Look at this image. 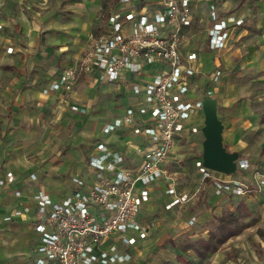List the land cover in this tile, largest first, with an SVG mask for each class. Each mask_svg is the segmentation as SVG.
Segmentation results:
<instances>
[{
	"label": "crops",
	"instance_id": "obj_1",
	"mask_svg": "<svg viewBox=\"0 0 264 264\" xmlns=\"http://www.w3.org/2000/svg\"><path fill=\"white\" fill-rule=\"evenodd\" d=\"M113 1L114 3L111 4L106 0L73 1L72 18L69 20L73 22H70L71 26L68 27V21L48 16L49 13L43 16L27 15L20 11L16 4L13 6L10 0H0V23L2 24L0 29V106L3 104V98L9 101L7 118H2L0 121V139L6 133L12 119L17 120L20 117L27 122L31 118L29 113L33 107L41 106L54 113L53 117L51 116L54 120L61 116L62 124L67 123L68 117H74L77 120V126L81 128L79 134L72 140L68 139L66 143L70 142L72 146L76 141H82L87 146L91 145L84 156L83 153H75L74 159L70 160L65 153L62 155L63 160L56 161L58 156L51 158V161L41 169L28 167L20 157L13 158L8 155L3 158L0 155V175L6 171H13L17 177L10 187H0V264H36L37 254L33 249L38 244L39 235L33 228L30 215L16 217L9 221L4 220V216L8 215L11 209L21 201H27L33 207V199L29 196L39 186H42L53 199H60L75 189L76 185L71 181L72 176L79 175L87 181L91 180L93 169L88 165L87 159L93 153L97 142L102 141L112 151L121 154L129 168L137 167L142 161V147L147 143L145 135L134 132L132 126L122 125L110 132H104L103 126L115 117L131 112L142 103L145 104L143 93H135L133 84L143 85L148 77L147 74L152 73L154 67L144 66L145 72L140 76L122 72L120 79L114 82L99 80L97 72L91 70L80 75L70 92L65 93L50 88L51 82L56 79L62 69L73 64L85 49L77 53L80 42L74 39L75 47L72 53L71 49L67 48L58 51L55 56L52 50L53 43L44 39L45 28L59 33L74 29L77 34L82 33L87 36L90 26L96 22L92 23L93 17L106 10L102 24H99V33H97L100 34L107 30V16L112 11L123 8V5L124 8L142 10L147 13H153L160 7V0H129L124 4L122 0ZM211 1H193L192 15L199 16L203 24L199 29H195L193 27L195 19L194 21L192 19L191 24L183 31L184 50H195L199 56L200 71L191 79L195 94L197 93L194 97H200L201 91L206 92L210 88L206 75L219 66L220 60L216 54L228 46L232 36L231 33L225 47L217 50L209 48L206 29L212 24L209 9ZM219 1L216 9L219 16L232 14L236 18H243L244 23L248 12L245 6L247 0H237L233 5L228 0ZM85 7L87 9H84ZM195 33L200 34L199 48L193 47L188 42V36H194ZM57 42L62 43V40L58 38ZM66 45L63 44L60 48H65ZM7 46H12L14 50L10 53L6 52ZM254 51L252 66L248 71L251 74L249 78L251 93L248 92V88H245L243 77H239L244 73L228 76L225 72L223 77L221 76L220 83L213 87L211 93L216 101L217 116L223 124L224 147L229 151L238 152L241 157L239 160H247L248 165L239 167L240 171H251L249 183L233 176V173H224V177L240 181L246 186V191L242 194L226 191L217 195L211 181L206 178L212 188L209 189L210 193L202 197L200 201L199 198L193 199L195 191L190 192V187L175 184L177 171L174 168L183 166L181 161L184 155L180 151L181 143L195 135L185 130L184 134L177 139L166 161L162 163L167 168L168 175L156 179L149 185L148 200L142 204L137 215V219L147 226V234L144 237L138 236L133 245L118 243L121 245L118 249L122 263L140 264L141 261L136 259L142 257L143 247L146 249L153 243L156 247L169 240L170 250L162 249V246L160 248L162 252H170L174 255L176 261L166 259L162 264H177L176 262L178 264H227L231 260L227 255V248L233 246L237 247V259L241 260V264H264V184H257L259 175L264 174L260 173L256 167L257 163L264 159V154H261V148L264 145V43L257 46ZM70 105H77L80 112L72 111L69 108ZM201 118V113L195 114L192 121L199 124ZM97 123L99 125L96 130ZM72 150L70 148L67 151L71 154ZM53 152L61 153V151ZM2 158L5 163L1 162ZM190 161L191 159L187 162ZM52 166L58 168L61 175V179L55 178L54 182H52L54 179L48 180ZM42 169L47 171L45 172L46 180L43 178ZM237 170L234 173H238L239 170ZM194 172L197 173L192 169V174ZM31 173H35L38 179L31 181L29 179ZM67 173L69 176L66 178ZM200 177L203 180L201 173ZM15 188L23 191L22 200L15 196ZM184 194L189 196V200L166 207L172 199ZM148 210L150 213H147ZM221 213L230 215L220 218ZM191 218L194 219L192 223H189ZM216 219L219 222L217 228L223 233L218 234L216 229L214 230L213 223ZM11 223L17 224V228L22 229L20 236L15 235L13 230H9ZM220 234H222L221 237H219ZM132 235L135 234L132 233ZM212 237L219 238L216 239L217 244L212 242ZM114 239L115 236L109 237L105 244L114 242ZM220 239L224 241L219 244ZM214 246L216 248H213Z\"/></svg>",
	"mask_w": 264,
	"mask_h": 264
},
{
	"label": "built area",
	"instance_id": "obj_2",
	"mask_svg": "<svg viewBox=\"0 0 264 264\" xmlns=\"http://www.w3.org/2000/svg\"><path fill=\"white\" fill-rule=\"evenodd\" d=\"M193 1L160 0V7L153 13L124 8V5L112 11L106 18L107 30L94 37L76 61L64 67L51 82V89L66 93L87 71H96L101 81L114 82L122 72L140 76L145 72L144 66L155 68L147 74L143 85L133 84L135 93H143L145 104L103 126L104 132L122 125L132 126L134 132L146 136L142 161L137 167L129 168L121 154L104 142H97L87 159L93 169L91 180L72 176L75 189L60 199H53L39 186L29 196L33 207L21 201L4 216L9 221L30 215L39 235L33 249L37 254L36 264H124L118 243L133 245L138 236L147 234V226L137 215L148 200L149 185L168 175L162 163L177 139L185 130L200 131L203 123L202 97L192 95L195 90L191 80L200 71L199 56L195 50H184L183 31L192 22ZM210 16L212 24L206 29L208 45L210 49H221L226 46L232 29L243 23V18L232 14L219 16L213 6ZM13 50L12 46L6 47L8 53ZM212 75L216 82L222 70L216 68ZM207 93L210 95L211 90L207 89ZM200 113L201 123L193 122L194 115ZM247 165V160L238 162V168ZM196 166L202 178L211 181L217 195L226 191L242 194L247 189L240 181L205 167L202 159L196 161ZM16 179L13 171H6L0 175V187H10ZM29 179L38 177L31 173ZM257 179V184H264V175ZM14 194L23 199L20 188H15ZM187 200L189 196L184 194L172 199L166 207ZM113 236L114 242L105 244Z\"/></svg>",
	"mask_w": 264,
	"mask_h": 264
},
{
	"label": "rangeland",
	"instance_id": "obj_3",
	"mask_svg": "<svg viewBox=\"0 0 264 264\" xmlns=\"http://www.w3.org/2000/svg\"><path fill=\"white\" fill-rule=\"evenodd\" d=\"M14 4L18 6V9L22 11L23 13L29 15H35V16H43L45 13H49L48 16L55 17L57 19H61L62 21H68V27L70 22L69 21L73 13L72 10V2L75 0H10ZM233 5L234 2L237 0H228ZM107 3L111 4L114 3L113 0H106ZM220 2L219 0H212L209 4V9L211 10V6L214 7L216 10L218 8V5ZM10 5V4H9ZM221 7L222 4L220 3ZM247 7V14L245 15L247 19H245L244 23L239 26L232 29V36L230 39V42L225 49L218 51L216 54L217 57L220 60L219 66H216V68H220L223 72L227 74L228 76H236L238 73H244L239 75V77H243V81L245 84V88H248V92L251 93V84H250V72L249 69L251 68V61L252 57L255 53V49L257 46H260V44L264 43V0H247V4H245ZM198 7V6H197ZM84 9H87L85 7ZM49 11H52L51 13ZM206 12V10L204 9ZM106 15V10L101 13L100 15H96L93 17L92 23L93 25L90 26V31L87 34L82 33H76L74 29L63 31L62 33L59 32H51L48 30V28H45L43 31L44 39L51 41L52 44V50L54 52V55L56 56L58 51H63L64 49L70 48L71 53L74 50L75 43L74 39L79 40L78 44V52L83 51L88 47L93 37H96L99 32V24H102L103 17ZM201 17V16H200ZM98 18V19H97ZM193 21L194 25L193 27L195 29H199L203 24V21L199 19V16L196 15V17L193 15ZM195 29H193L195 31ZM50 31V32H48ZM98 32V33H97ZM196 32V31H195ZM189 35L188 42L192 44L193 47L199 48L201 46V40H200V34L195 33L194 36ZM85 37V38H84ZM60 38L62 40V43H58L57 40ZM194 41V42H193ZM187 42V43H188ZM63 44H67L64 46L65 48H60ZM72 45V46H71ZM244 67V68H242ZM239 68V69H238ZM242 70L243 72H241ZM205 77V76H204ZM212 71L209 72L206 75V81L208 83V87L211 90V93L213 91V87L220 83L221 78L220 77L218 81L214 82L212 80ZM226 77V76H225ZM222 82V81H221ZM248 93V95H249ZM193 96H196L197 93H193ZM209 95V93L206 94V92H200V97L204 98L205 96ZM211 95V94H210ZM8 99H2V105L0 106V121L2 118H7V110H8ZM32 108V107H31ZM69 108L72 111H79L77 105H70ZM80 112V111H79ZM94 114V110L92 112V115ZM104 114V112H102ZM30 119L26 122L23 118H18L17 120L12 119L9 124L8 128L6 130V133L1 136L0 139V155L4 158L5 156H11L13 158H22L23 163L29 166H33L36 169H41L44 167V165L51 161V158H55L56 161L63 160L64 157L63 154L67 153L66 156L70 160H73L75 157V153H83V156L86 154V152L89 150L91 145H86L85 142L82 141H76L73 143V145H70V142L66 143L68 139L72 140L74 136L79 134L80 126H77V120H75L74 117H68L67 123L62 124V121H60L61 116L57 117L55 120L53 117L54 113L51 112L49 109H46V107H33V110L29 113ZM52 116V117H51ZM40 117V118H39ZM94 118H97L94 116ZM72 120V121H71ZM76 121V123H75ZM26 122V123H24ZM98 123L96 124V130L98 129ZM101 128V127H100ZM102 129V128H101ZM96 130L94 132H96ZM93 135V134H92ZM204 139V135L201 131L195 132V135H193L191 138H189L187 141L181 143L182 149L180 150L181 153H183L184 156L181 163L183 166L175 167L177 171V177L175 178V184L185 186L186 188L190 187V192L195 191L194 200L198 199L201 201L202 197H206L210 191L209 189L212 188L210 184L207 183L206 178L201 180L200 171H198V168L196 166V161H198L200 158L202 159V142ZM91 141V140H90ZM95 141V140H94ZM73 149L71 154L67 151L68 149ZM53 151H61L60 154H56ZM2 158L1 162L5 163V160ZM189 159H191L190 162H187ZM83 160V157H82ZM53 165L55 163H52ZM258 171L262 174H264V159H262L260 162L257 163L256 166ZM192 169L196 170L194 174H192ZM44 171L43 178L47 177L46 170L42 169ZM238 173H233V176L239 177L243 181L249 183L251 180V171H240L241 169L238 168ZM237 170V171H238ZM197 175V176H196ZM69 176V173L65 174V177L67 178ZM49 179H54L52 182L55 181V178H60L61 175L59 173L58 168H54L53 166L50 169V173L48 176ZM46 180V178H45ZM212 190V189H211ZM234 201V200H233ZM147 213H150V210L147 211ZM221 215V216H220ZM219 216L220 218H224L226 216H229L230 214L221 213ZM146 216V215H145ZM216 216V215H215ZM217 217V216H216ZM219 218V217H217ZM228 218V217H227ZM11 228L9 230H13L15 235L20 236L21 230L18 229L17 224H10ZM214 230L216 229L217 233H223V231H220L217 227H219L218 219L214 221L213 223ZM5 232V230H3ZM9 235V233H8ZM222 234H220L219 237H221ZM218 237V236H217ZM217 237H212V242L214 244H217V240L219 239ZM186 241V240H185ZM23 243V241H18ZM221 241H219L220 244ZM253 242V240H252ZM250 243V241H248ZM170 244L171 242L169 240L165 241L163 244L158 245L155 247L154 243L148 246V248H144L142 250V257H139L136 259V261H141L140 264H162L164 260L173 259L174 255L169 253H164L161 250L162 249H168L170 250ZM121 247L120 244H118ZM160 246L163 248L161 249ZM240 247V246H239ZM236 246L227 248V255L230 257V261L227 262V264H241L239 259H237L238 250L236 249ZM244 248V247H243ZM245 249V248H244ZM147 252H146V251ZM212 252V251H211ZM173 256V257H172ZM129 262V261H128ZM178 264V262H176ZM182 263V261H181Z\"/></svg>",
	"mask_w": 264,
	"mask_h": 264
},
{
	"label": "water",
	"instance_id": "obj_4",
	"mask_svg": "<svg viewBox=\"0 0 264 264\" xmlns=\"http://www.w3.org/2000/svg\"><path fill=\"white\" fill-rule=\"evenodd\" d=\"M202 103V163L211 170L232 174L238 168L239 153L227 150L222 143L223 124L217 116L215 98L207 95L202 98Z\"/></svg>",
	"mask_w": 264,
	"mask_h": 264
},
{
	"label": "trees",
	"instance_id": "obj_5",
	"mask_svg": "<svg viewBox=\"0 0 264 264\" xmlns=\"http://www.w3.org/2000/svg\"><path fill=\"white\" fill-rule=\"evenodd\" d=\"M261 154H264V145H262ZM239 158H241L240 154H239ZM220 241H224V239H222V240L220 239ZM213 248H216V246H214Z\"/></svg>",
	"mask_w": 264,
	"mask_h": 264
}]
</instances>
